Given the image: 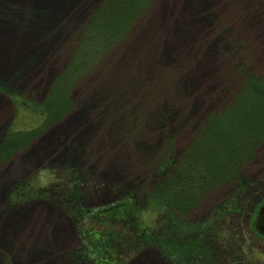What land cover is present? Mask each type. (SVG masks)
<instances>
[{"label":"rangeland","instance_id":"rangeland-1","mask_svg":"<svg viewBox=\"0 0 264 264\" xmlns=\"http://www.w3.org/2000/svg\"><path fill=\"white\" fill-rule=\"evenodd\" d=\"M102 1L0 0V264H91L101 247L83 246L77 202L90 210L131 194L145 231L120 213L127 224L104 246L121 241L117 264H264L252 227L264 137L183 217L147 199L168 174L161 163L179 161L215 118L208 154L223 158L226 141L251 151L264 96L243 85L264 77V0H152L100 48L96 29L85 41L84 31ZM79 53L81 69L58 88ZM55 83L62 114L51 119L42 110ZM216 166L226 177L234 164Z\"/></svg>","mask_w":264,"mask_h":264},{"label":"trees","instance_id":"trees-1","mask_svg":"<svg viewBox=\"0 0 264 264\" xmlns=\"http://www.w3.org/2000/svg\"><path fill=\"white\" fill-rule=\"evenodd\" d=\"M151 1L152 0H103L100 8L93 14L92 20H90L86 31H84V41L89 36H92L91 30L93 29H96L97 31L99 44L101 46L100 48L107 47L113 39H115L114 42L116 41V39H121L125 36V29H127L128 25L133 22V18L139 12L141 13L143 10H145V8L149 6ZM76 58L77 60H75L74 63L72 62V65L69 67L68 71L64 74V76H61L56 81H59L58 84L55 83L53 89L47 95V101L44 110H42V113L44 114L47 112L49 116L52 115L51 119H55V116L61 112L59 109L60 107H58L59 104L57 102L59 101L57 100V98L60 97L57 96L55 98L56 100L51 102V96L55 91L56 84L58 85V88L63 89L72 80L67 79L69 75L68 73H70L73 69L78 70V72L81 69L80 67L76 68L77 62L81 58L80 53L77 54ZM243 86V88H247L256 92L259 97L264 96V77L262 78L258 75H252L248 78L247 82ZM260 91H262V93ZM238 105L240 104L237 102L233 103L226 115L228 116L234 114V112L236 115V109H238ZM258 106L260 107V109L262 108L260 115L261 119L259 121V125L262 127L261 130H258L259 135L251 142L249 146V148L251 147V151L249 153L242 152L241 148H236V151H231V144L229 141H226L224 143V145L228 147V152L222 154L221 156H223V158H220V160L216 159L215 152L208 154V152L204 150L205 140L203 138H205L208 134H210L209 132L215 129V121L217 120V118H215L211 122V128L205 129V132L203 130L200 138L197 141L193 142L185 150L184 155L178 161L180 162L179 165L171 166V161L169 160H165L163 163H161L160 168H162L163 172H168V174L167 176L162 178V180L158 182L153 187L152 191L148 194L147 199L149 198V201L153 200L151 202L152 204L150 205L152 210L159 212L155 209L154 206L157 203H160V206L164 207L163 209L165 213L169 211L172 215L171 218L173 220H176V214H180L182 217L184 216V214H187V211H189L191 207L195 206V204L199 202L198 200L202 198V196H204L208 191L212 190L213 186L218 182L219 179L225 180L229 177L232 178L233 174L235 173L236 166L240 163L241 160L244 159L242 157L251 154L254 150V146H256L260 138L264 137V103L261 105L259 104ZM58 109L59 113H56L55 115L54 113ZM61 114L57 115V117ZM236 147L238 146L236 145ZM228 159L232 164H234L232 170L230 171L231 173L226 177H220L218 175L217 166L214 167V164L227 161ZM209 164H212L213 166L210 168ZM131 195L132 196L127 198L125 197L119 202H114L106 207L90 209L91 211L77 202V208L75 209L76 213H73L76 215V218L84 223H86V220L88 219L91 220L88 221L85 229L81 227L82 232H84V230L86 231L87 227L90 228L92 225L96 226L94 232H97L98 236L96 239H94V241L99 242V244H103L100 248L101 250H99V252L95 256H92L96 262H106V260L110 258L112 252L114 253L113 248L111 249L104 246L106 244L109 232L112 230V228L115 226L117 231H121V229L123 228V224L127 223L123 220V216L121 214L126 212L128 209L129 213L131 214L129 216L133 219L134 222L139 218V216H141L137 215V213L139 212L137 199H135V195ZM230 204L231 203H228V201L227 204H224V207L227 208V211L231 209ZM162 213L164 212L162 211ZM136 223L139 224L138 221ZM188 227L190 226L188 225ZM132 229L134 230V228ZM151 229L152 231H155L154 227H152ZM191 231L193 232V227L189 232ZM163 241L165 243L163 242L162 245L166 246L167 242L165 241V239ZM117 243H121V241L116 239L113 247H119L120 244ZM172 247H174V245Z\"/></svg>","mask_w":264,"mask_h":264},{"label":"water","instance_id":"water-1","mask_svg":"<svg viewBox=\"0 0 264 264\" xmlns=\"http://www.w3.org/2000/svg\"><path fill=\"white\" fill-rule=\"evenodd\" d=\"M258 208L259 209L256 213V217L254 218V227L259 233L264 234V201ZM229 264H247V263L233 262Z\"/></svg>","mask_w":264,"mask_h":264},{"label":"flooded vegetation","instance_id":"flooded-vegetation-1","mask_svg":"<svg viewBox=\"0 0 264 264\" xmlns=\"http://www.w3.org/2000/svg\"><path fill=\"white\" fill-rule=\"evenodd\" d=\"M163 165V164H162ZM179 165V164H178ZM177 166V165H176ZM70 169H74V168H70ZM262 199V198H261ZM177 216H179L180 214H176ZM98 234H96L95 236H93L95 239L97 238ZM262 239H264V237H261ZM94 245H98L97 247H102L101 244H99L97 241ZM106 263H110L112 264V261L111 260H106Z\"/></svg>","mask_w":264,"mask_h":264},{"label":"bare ground","instance_id":"bare-ground-1","mask_svg":"<svg viewBox=\"0 0 264 264\" xmlns=\"http://www.w3.org/2000/svg\"><path fill=\"white\" fill-rule=\"evenodd\" d=\"M236 30H238V31H241V28L240 27H237V29ZM96 78V77H95ZM105 87V86H104ZM108 91V92H107ZM106 91V93H107V95H111V94H113V92H114V90H107Z\"/></svg>","mask_w":264,"mask_h":264}]
</instances>
